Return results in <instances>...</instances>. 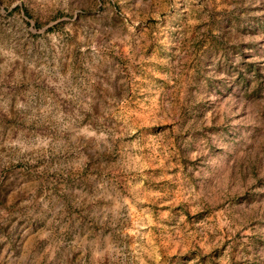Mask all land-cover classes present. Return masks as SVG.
Listing matches in <instances>:
<instances>
[{
    "label": "rangeland",
    "instance_id": "obj_1",
    "mask_svg": "<svg viewBox=\"0 0 264 264\" xmlns=\"http://www.w3.org/2000/svg\"><path fill=\"white\" fill-rule=\"evenodd\" d=\"M0 264H264V0H0Z\"/></svg>",
    "mask_w": 264,
    "mask_h": 264
}]
</instances>
